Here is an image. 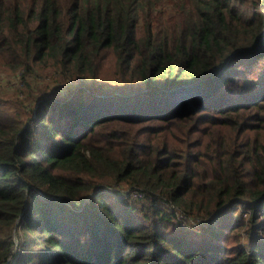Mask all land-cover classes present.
I'll list each match as a JSON object with an SVG mask.
<instances>
[{
    "label": "trees",
    "instance_id": "1",
    "mask_svg": "<svg viewBox=\"0 0 264 264\" xmlns=\"http://www.w3.org/2000/svg\"><path fill=\"white\" fill-rule=\"evenodd\" d=\"M248 1L0 0V72L65 85L21 117L0 94V264H264Z\"/></svg>",
    "mask_w": 264,
    "mask_h": 264
},
{
    "label": "rangeland",
    "instance_id": "2",
    "mask_svg": "<svg viewBox=\"0 0 264 264\" xmlns=\"http://www.w3.org/2000/svg\"><path fill=\"white\" fill-rule=\"evenodd\" d=\"M157 1V0H156ZM231 6L233 9V17L236 18V14L243 13L245 18L251 17L256 11V6L254 3L248 0H231ZM259 14L264 15V8H257ZM28 79L25 81V83ZM30 82V83H29ZM27 86H23V83L20 79L19 72L10 73V72H0V94L5 99L14 100L13 104L16 106L15 114L17 116H23L26 113H32V109L34 106L33 101L30 99V96H34L40 89L48 88L47 91H53L58 97L63 98L65 94V85L62 83H58L54 80L49 73H38L36 77H32L29 79ZM28 85L32 88H28ZM184 90H180L182 92ZM27 93V94H25ZM178 95V93H177ZM65 98V97H64ZM115 188V187H114ZM117 192L122 193V187L115 188ZM117 193V194H119ZM123 194V193H122ZM246 217V215H244ZM203 223V222H202ZM202 223H199L195 220L189 218H176V228L181 231L188 232V235H191L193 232L196 235L197 232H203L205 228H208L207 225L201 226ZM200 238V236L195 237Z\"/></svg>",
    "mask_w": 264,
    "mask_h": 264
},
{
    "label": "built area",
    "instance_id": "3",
    "mask_svg": "<svg viewBox=\"0 0 264 264\" xmlns=\"http://www.w3.org/2000/svg\"><path fill=\"white\" fill-rule=\"evenodd\" d=\"M136 197L138 196V195H135Z\"/></svg>",
    "mask_w": 264,
    "mask_h": 264
}]
</instances>
